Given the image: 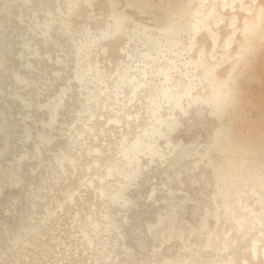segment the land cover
<instances>
[{"label": "bare ground", "instance_id": "bare-ground-1", "mask_svg": "<svg viewBox=\"0 0 264 264\" xmlns=\"http://www.w3.org/2000/svg\"><path fill=\"white\" fill-rule=\"evenodd\" d=\"M0 264H264V0H0Z\"/></svg>", "mask_w": 264, "mask_h": 264}]
</instances>
